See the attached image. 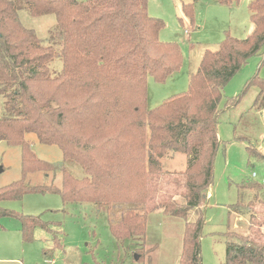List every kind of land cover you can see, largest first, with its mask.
Masks as SVG:
<instances>
[{"label": "trees", "instance_id": "1", "mask_svg": "<svg viewBox=\"0 0 264 264\" xmlns=\"http://www.w3.org/2000/svg\"><path fill=\"white\" fill-rule=\"evenodd\" d=\"M216 2L232 9L241 0ZM194 5L182 7L192 23ZM25 7L33 16L56 15L48 40L21 22L19 10ZM148 9L149 0H0V140L21 147L23 169V178L0 187V217L18 219L25 242L34 239L37 226L49 230L50 224L4 208L2 201L49 191L59 193L64 203L88 202L99 209L146 206L153 197L155 175H165V184L174 173L163 170L161 159L182 153L187 166L173 179L180 196L168 195L161 203L163 213L185 221L180 264H203L205 218L200 205L213 183L223 142L220 114L252 88L257 90L255 108L264 110V78L258 74L241 94L225 98L226 85L249 59H264V0L249 2L253 29L245 37L227 31L217 49L204 51L188 90L153 109L147 106L149 76L165 82L181 70L184 56L177 42L160 39L165 21ZM57 55L62 70L52 76L49 63ZM31 133L43 144L60 147L63 160L39 158L27 138ZM248 151L264 160L262 145L248 146ZM69 160L85 175H73ZM37 171L47 178L60 171L61 185L27 183L26 176ZM242 187L259 190L264 185L253 181ZM232 209L235 215H250V220L246 232L232 228L226 233L224 264H264V198L258 192L246 203L238 200ZM110 227L117 239L145 236L147 215L130 208Z\"/></svg>", "mask_w": 264, "mask_h": 264}, {"label": "rangeland", "instance_id": "2", "mask_svg": "<svg viewBox=\"0 0 264 264\" xmlns=\"http://www.w3.org/2000/svg\"><path fill=\"white\" fill-rule=\"evenodd\" d=\"M250 1L241 0L231 9L216 0H149V14L165 21L160 39L177 42L184 62L181 70L165 82H157L149 76L148 109L158 107L169 97L187 91L190 75L198 69L204 51L208 48L217 49L227 31L243 38L253 29ZM184 3H195L193 23L183 13ZM19 17L26 27L34 29L45 41L57 24L55 14L33 16L26 7L19 10ZM181 17L184 23L179 19ZM262 58V55L252 56L234 75L225 87V98L241 94L245 83L253 75L264 78ZM49 66L51 75H58L62 70V58L55 56ZM256 92L252 88L238 104L226 108L220 114L219 136L223 142L217 152L213 183L203 193L207 196L204 200L202 198L200 205L205 218L201 232L203 264H224L226 233L232 228L247 231L250 215H235L232 209L234 204L240 199L246 203L258 192L264 198V188L242 187L253 181L264 185V160L250 155L248 151V146L259 145L264 151V110L260 111L254 106ZM224 106L225 100L221 104V107ZM3 115V97L0 95V117ZM27 138L39 158L50 162L63 160L60 147L39 142L33 133L27 134ZM161 162L163 170L174 172L173 176L164 184L166 176L155 175L151 182L153 197L146 206L113 204L106 209H99L88 202L64 203L59 193L49 191L27 193L21 199L2 201L4 208L39 216L43 222L50 224V229L37 226L34 239L25 242L22 239L21 222L14 217L1 216L0 264H180L185 221L163 213L161 202L171 194H174V199L179 198L181 191L173 179L186 168L187 156L171 153L163 157ZM67 167L76 177L85 175L75 161L69 160ZM56 175L54 177L50 173L47 178L43 172L37 171L28 174L26 182L60 186L62 174L58 171ZM21 178V147L0 140V187ZM130 208L147 215L146 235L134 239H117L110 225L119 224L125 211ZM136 254L139 259H136Z\"/></svg>", "mask_w": 264, "mask_h": 264}, {"label": "water", "instance_id": "3", "mask_svg": "<svg viewBox=\"0 0 264 264\" xmlns=\"http://www.w3.org/2000/svg\"><path fill=\"white\" fill-rule=\"evenodd\" d=\"M206 196H207L206 194H203V200L206 198ZM135 257H136V259H139V255L138 254H136Z\"/></svg>", "mask_w": 264, "mask_h": 264}, {"label": "built area", "instance_id": "4", "mask_svg": "<svg viewBox=\"0 0 264 264\" xmlns=\"http://www.w3.org/2000/svg\"><path fill=\"white\" fill-rule=\"evenodd\" d=\"M256 174L254 173L253 176H255Z\"/></svg>", "mask_w": 264, "mask_h": 264}]
</instances>
